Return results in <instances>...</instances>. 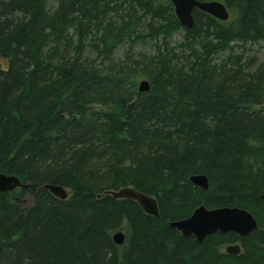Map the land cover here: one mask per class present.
<instances>
[{"label": "trees", "instance_id": "16d2710c", "mask_svg": "<svg viewBox=\"0 0 264 264\" xmlns=\"http://www.w3.org/2000/svg\"><path fill=\"white\" fill-rule=\"evenodd\" d=\"M197 1L233 18L194 10L187 28L165 0H0V173L29 185L0 192V264H264V58L249 54L264 0ZM124 187L159 217L104 194ZM198 206L245 209L258 230L197 242L167 225Z\"/></svg>", "mask_w": 264, "mask_h": 264}, {"label": "water", "instance_id": "95a60500", "mask_svg": "<svg viewBox=\"0 0 264 264\" xmlns=\"http://www.w3.org/2000/svg\"><path fill=\"white\" fill-rule=\"evenodd\" d=\"M171 3L174 15L180 25L191 28L194 25L193 11L198 10L210 15L219 21H227L229 13L225 5L219 1L199 2L197 0H165ZM149 85L147 81L142 80L138 85L140 93L148 92ZM189 181L194 186L206 190L208 183L204 175H192ZM17 177L8 176L0 173V192H10L18 187H25ZM39 189L49 191L54 197L64 200L68 197V191L60 186L45 184ZM104 194L114 199L131 200L136 202L143 212L154 218L159 217L156 200L134 188L124 187L116 191H106ZM264 199V195L262 196ZM167 225L180 233L183 237L193 236L197 242H203L204 239L214 233H232L238 237H247L250 233L258 230V225L254 217L242 208L222 207L216 209H206L204 206H198L192 213L184 219L168 222ZM125 236L121 231L112 235V241L115 245H122ZM224 252L231 256H236L241 252L239 244L227 245Z\"/></svg>", "mask_w": 264, "mask_h": 264}, {"label": "rangeland", "instance_id": "374dc122", "mask_svg": "<svg viewBox=\"0 0 264 264\" xmlns=\"http://www.w3.org/2000/svg\"><path fill=\"white\" fill-rule=\"evenodd\" d=\"M161 1V0H160ZM219 2H221V1H219ZM222 3V2H221ZM56 4H57V0H47V8L48 9H50V10H52L53 8H55V6H56ZM228 13H229V18L231 19V18H233V13L232 12H230V11H228ZM181 41V37H180V34H173L172 36H171V38H170V40H169V44H171V45H176L177 43H179ZM149 49V47L147 46V47H143V45H137V46H135V50L136 51H138V50H142V49ZM253 51H250V55H252L253 54V52H256L257 53V58L259 59V60H262L263 58H264V43H261V44H259V45H255V46H253ZM120 54L121 53H116V57H119L120 56ZM24 204L25 205H27V206H29L30 204H31V198L30 197H26L25 199H24ZM123 234H124V236H125V232H124V229L122 228L121 230H120ZM225 247L226 246H223L222 248H221V252H224V249H225Z\"/></svg>", "mask_w": 264, "mask_h": 264}]
</instances>
